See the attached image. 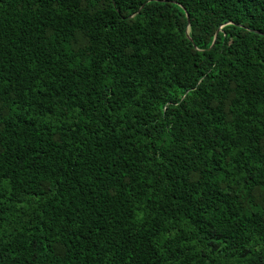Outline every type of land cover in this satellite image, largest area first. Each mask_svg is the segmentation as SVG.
Segmentation results:
<instances>
[{
	"label": "trees",
	"instance_id": "obj_1",
	"mask_svg": "<svg viewBox=\"0 0 264 264\" xmlns=\"http://www.w3.org/2000/svg\"><path fill=\"white\" fill-rule=\"evenodd\" d=\"M0 264H264V0H0Z\"/></svg>",
	"mask_w": 264,
	"mask_h": 264
},
{
	"label": "water",
	"instance_id": "obj_2",
	"mask_svg": "<svg viewBox=\"0 0 264 264\" xmlns=\"http://www.w3.org/2000/svg\"><path fill=\"white\" fill-rule=\"evenodd\" d=\"M186 18H187V21H189V20H188V16H187V14H186ZM185 34H186V37L189 38V36H188V27H186V29H185ZM214 38H215V37H214ZM214 38H213V41H212L211 45H212L213 42H214Z\"/></svg>",
	"mask_w": 264,
	"mask_h": 264
}]
</instances>
